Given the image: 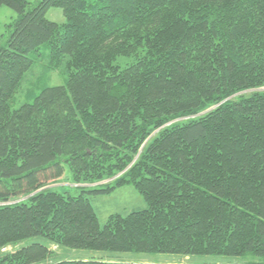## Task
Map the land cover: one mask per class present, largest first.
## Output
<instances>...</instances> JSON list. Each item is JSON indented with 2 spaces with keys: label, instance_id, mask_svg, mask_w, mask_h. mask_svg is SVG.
Returning <instances> with one entry per match:
<instances>
[{
  "label": "trees",
  "instance_id": "obj_1",
  "mask_svg": "<svg viewBox=\"0 0 264 264\" xmlns=\"http://www.w3.org/2000/svg\"><path fill=\"white\" fill-rule=\"evenodd\" d=\"M3 7L16 17L0 37V253L46 243L0 264H44L51 246L264 258V0ZM44 57L66 84L13 109ZM65 166L78 185L108 182L103 193L133 185L146 207L102 226L85 192L53 191Z\"/></svg>",
  "mask_w": 264,
  "mask_h": 264
},
{
  "label": "rangeland",
  "instance_id": "obj_2",
  "mask_svg": "<svg viewBox=\"0 0 264 264\" xmlns=\"http://www.w3.org/2000/svg\"><path fill=\"white\" fill-rule=\"evenodd\" d=\"M35 4L36 0H27ZM16 14L8 7L0 9V37L5 32V25L11 22ZM47 18L57 24H63L65 17L59 8H52L47 13ZM45 53V54H44ZM46 50L42 47V54L47 57ZM46 57L37 60L22 82L20 90L16 94L12 103L13 109H18L26 103L33 102L35 93L38 95L43 89L65 85L68 80V72L65 64L58 69L52 68L49 59ZM124 66L127 60H121ZM34 94V95H35ZM29 95L31 96L29 98ZM108 182L94 185H78L74 181L70 169L65 166L62 178L52 189L55 192L72 197H78L85 192V196L90 200L100 224L103 226L112 215L127 216L133 211L143 209L146 203L142 195L133 185H124L116 189L103 193L102 190L108 188ZM33 243L45 244L42 237H35L24 240L17 246H9L2 250L0 256L15 253L21 247H27ZM52 256L44 264H53L58 261H106L112 263H134V264H264L263 257L252 255L233 257V256H184L180 254H161V253H118L92 250H73L51 246Z\"/></svg>",
  "mask_w": 264,
  "mask_h": 264
}]
</instances>
